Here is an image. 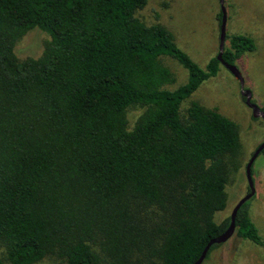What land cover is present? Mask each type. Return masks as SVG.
Segmentation results:
<instances>
[{
    "label": "trees",
    "instance_id": "16d2710c",
    "mask_svg": "<svg viewBox=\"0 0 264 264\" xmlns=\"http://www.w3.org/2000/svg\"><path fill=\"white\" fill-rule=\"evenodd\" d=\"M146 2L0 0V264H194L228 227L230 215L214 217L238 167V125L196 101L180 113L220 62L200 67L158 15L137 17ZM33 28L49 40L19 60ZM225 41L231 64L256 49L245 34ZM162 55L188 72L174 90ZM235 225L263 246L249 200Z\"/></svg>",
    "mask_w": 264,
    "mask_h": 264
},
{
    "label": "rangeland",
    "instance_id": "374dc122",
    "mask_svg": "<svg viewBox=\"0 0 264 264\" xmlns=\"http://www.w3.org/2000/svg\"><path fill=\"white\" fill-rule=\"evenodd\" d=\"M226 10V35L241 33L250 36L256 43L253 52H246L234 63L244 79V89L252 95V101L264 109V0H224ZM219 0H147L146 5L135 15L147 25L158 22L174 35L175 42L200 67L218 53ZM49 36L33 28L15 44L14 53L19 60L37 58L42 54ZM225 45L227 42L225 41ZM162 63L170 69L175 81L166 85L174 90L188 78L187 70L174 58L162 55ZM196 101L206 108H216L235 121L239 128L240 151L238 167L228 176L227 202L224 210L215 214L219 221L230 215L236 202L248 191L245 166L255 149L264 141V120L255 118L241 95V87L222 64L215 76L202 84L180 105V113L186 115L191 102ZM139 106L127 109L128 127L131 128L142 112ZM254 195L249 199L250 216L264 240V154H259L252 166ZM36 264H61L49 256ZM201 264H264V244L258 246L247 239L233 235L226 242L212 249Z\"/></svg>",
    "mask_w": 264,
    "mask_h": 264
},
{
    "label": "water",
    "instance_id": "95a60500",
    "mask_svg": "<svg viewBox=\"0 0 264 264\" xmlns=\"http://www.w3.org/2000/svg\"><path fill=\"white\" fill-rule=\"evenodd\" d=\"M220 3V10H221V21H220V32H219V44H218V53L216 54L217 59L219 60L220 64H222L229 72L236 78L238 79L241 87V95L244 97L245 104L251 108L252 110V115L255 118H261L264 120V110L259 107L256 103L252 101V95L250 90L244 89V79L243 76L238 69V67L235 64H231L226 62L222 58V54L224 51L225 47V38H226V10L224 7V0H219ZM264 149V141L255 149V151L252 153L250 159L246 163L245 166V174H246V180L248 183V188L249 191L244 194L234 205L233 209L231 210L230 213V222L228 227L224 232L221 234L211 238L207 244L205 245L204 249L202 250L199 258L194 262V264H201L203 260L206 258L207 252L209 248L214 245V244H222L226 242L228 239H230L236 230V225H235V218L238 209L246 202L248 201L255 192L254 189V182H253V176H252V166L257 158V156L261 153V151Z\"/></svg>",
    "mask_w": 264,
    "mask_h": 264
}]
</instances>
